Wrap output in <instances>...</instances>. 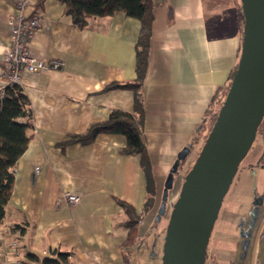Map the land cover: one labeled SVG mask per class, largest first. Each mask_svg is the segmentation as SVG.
Instances as JSON below:
<instances>
[{"label": "crops", "instance_id": "obj_1", "mask_svg": "<svg viewBox=\"0 0 264 264\" xmlns=\"http://www.w3.org/2000/svg\"><path fill=\"white\" fill-rule=\"evenodd\" d=\"M16 1L0 0V71L11 44L7 24ZM28 2L24 14L39 18V28L27 43L30 54L43 61L60 60L63 66L21 77L33 132L14 167L0 224V264H25L28 253L44 256L55 249L69 253L71 264H125L123 251L130 239L117 201L141 216L130 240L135 256L144 235L160 222L156 215L163 184L172 174L177 190L164 207L170 208L178 197L185 172L176 168L178 154L185 152L188 160L200 151L205 131L197 129L212 97L237 67L242 38L238 0H152L141 88V133L154 184L153 204L146 213V176L138 155L120 153L122 135L100 134L89 144L59 146L69 135L106 121L112 110L132 112L130 90L103 87L135 79L139 22L116 13L89 18L80 29L59 0H46L41 8H36L38 0ZM67 193L79 196L80 202L68 205ZM258 214L246 252L248 264H264V207L259 206ZM14 225L22 230H12ZM12 242L14 251L9 249ZM216 246L211 257L207 247L205 264H228L226 256L234 252L227 241L216 240Z\"/></svg>", "mask_w": 264, "mask_h": 264}, {"label": "water", "instance_id": "obj_2", "mask_svg": "<svg viewBox=\"0 0 264 264\" xmlns=\"http://www.w3.org/2000/svg\"><path fill=\"white\" fill-rule=\"evenodd\" d=\"M243 27L240 53L224 100L171 206L161 264H205L209 238L221 201L238 165L256 137L264 115V79L257 95L251 79L264 74V0H239ZM178 160L185 159L180 152ZM173 170V169H172ZM170 182L165 184L158 215H163ZM192 219L191 229L184 224Z\"/></svg>", "mask_w": 264, "mask_h": 264}, {"label": "trees", "instance_id": "obj_3", "mask_svg": "<svg viewBox=\"0 0 264 264\" xmlns=\"http://www.w3.org/2000/svg\"><path fill=\"white\" fill-rule=\"evenodd\" d=\"M45 1L46 0H38L36 8H41ZM59 1L64 6V14L69 16L72 24L80 29L87 25L89 18L112 16L116 13H123L126 17L137 20L140 24L138 37L134 46L136 58L135 79L133 81L121 83L112 82L103 87V91L118 88L130 90L133 95L132 112L112 110L106 121L91 124L82 134L69 135L67 140L59 146L60 148H64L73 144H89L100 134L122 135L125 138V146L120 150V153L123 155H138L140 157L141 169L146 176V195L143 203V213H146L153 204L154 184L150 174V166L141 133L143 122V97L141 88L147 67L152 8L154 4L152 0ZM238 8L241 13V4L239 0ZM242 27L243 17L241 21V30ZM235 71L236 68L231 71L227 84L216 91L205 111L203 121L197 129V133H200L202 130L205 131L204 140L215 121L217 112L224 100L230 80ZM32 132L33 123L29 99L20 85L12 84L7 86L5 88L4 97L0 98V224L3 222L5 207L11 196L15 164L26 151L32 137ZM258 134L264 138V115L256 130V136ZM196 155H198V153ZM260 161H264V153L259 157V163ZM180 165L181 163H179L177 169ZM260 167L264 168V164L260 165ZM117 203L124 210L126 219L123 224L128 229L127 239L131 240V238L136 235V228L141 216L137 215L129 204L119 200ZM161 216L157 213L156 221L159 220ZM155 224L157 223L155 222ZM11 228L12 230H22L18 225H14ZM130 240L129 242L126 241L127 244L123 251L125 262L130 254L131 248L135 246L134 243L131 244ZM69 256V253L58 249L51 250L49 255L44 256L28 253L26 255L27 262L25 264H71Z\"/></svg>", "mask_w": 264, "mask_h": 264}, {"label": "rangeland", "instance_id": "obj_4", "mask_svg": "<svg viewBox=\"0 0 264 264\" xmlns=\"http://www.w3.org/2000/svg\"><path fill=\"white\" fill-rule=\"evenodd\" d=\"M263 153L264 138L258 134L246 156L238 165L237 172L232 179L229 189L221 201L207 246L210 257L213 254L212 249L217 248L216 240H219L220 243L227 241L230 250L234 252V255L227 254L228 256L226 257L230 258L228 264H248L246 252L249 246L250 235L257 231V221L254 223V219L255 216H259V206L260 209L264 207V168L260 167V165L264 164V161H260L259 163V157ZM196 157L197 155L192 154L188 157V160L186 157L183 161H179L181 165L178 169L181 172L185 171L183 173L184 176L194 163ZM184 163L186 164L183 167ZM167 182L171 184V187L168 189V198L171 193L177 190L173 174L164 182V189ZM163 205H165V202ZM170 211L171 207L169 208L166 205L163 215L159 214L161 216L160 222L151 227V231L144 235L142 247L139 253L137 252L134 256L135 264H161L163 239ZM231 227L233 230H231ZM228 228L231 232H228Z\"/></svg>", "mask_w": 264, "mask_h": 264}, {"label": "built area", "instance_id": "obj_5", "mask_svg": "<svg viewBox=\"0 0 264 264\" xmlns=\"http://www.w3.org/2000/svg\"><path fill=\"white\" fill-rule=\"evenodd\" d=\"M28 0H17L14 4V11L8 20V32L11 40L9 48L2 57V68L0 71V98L4 97L5 88L12 84L20 85L23 73H39L45 70H56L63 66L60 60H40L33 57L27 43L31 36L39 28V18L36 14L26 16L24 10L28 6ZM38 167L35 168V172ZM64 200L70 206H75L80 202V197L73 194H65ZM15 242L10 243L9 249L16 250ZM135 246L131 248L130 254L125 264H132ZM2 253H0V256ZM20 264V262H16Z\"/></svg>", "mask_w": 264, "mask_h": 264}, {"label": "bare ground", "instance_id": "obj_6", "mask_svg": "<svg viewBox=\"0 0 264 264\" xmlns=\"http://www.w3.org/2000/svg\"><path fill=\"white\" fill-rule=\"evenodd\" d=\"M263 79H264V74L263 73H255L251 79V86H252V91L254 95H257L262 88L263 85ZM192 219H189L185 222L184 224V231L186 233L189 232L191 229V224H192Z\"/></svg>", "mask_w": 264, "mask_h": 264}]
</instances>
